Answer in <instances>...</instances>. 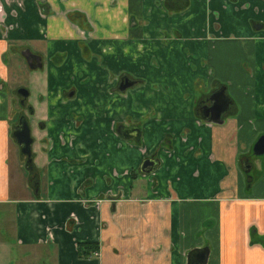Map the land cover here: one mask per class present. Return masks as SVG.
Masks as SVG:
<instances>
[{
    "label": "crops",
    "instance_id": "1",
    "mask_svg": "<svg viewBox=\"0 0 264 264\" xmlns=\"http://www.w3.org/2000/svg\"><path fill=\"white\" fill-rule=\"evenodd\" d=\"M162 1L0 0V264H264V0ZM10 44L50 58L34 190L9 137ZM220 84L232 104L211 124L197 102Z\"/></svg>",
    "mask_w": 264,
    "mask_h": 264
},
{
    "label": "flooded vegetation",
    "instance_id": "2",
    "mask_svg": "<svg viewBox=\"0 0 264 264\" xmlns=\"http://www.w3.org/2000/svg\"><path fill=\"white\" fill-rule=\"evenodd\" d=\"M163 3H166V0L162 1ZM44 7H46L44 4L40 3V8L44 12ZM165 8V7H164ZM168 11H176V10H170L169 8H165ZM5 10L4 5L0 2V15ZM70 19L73 23H75L77 26L81 28L82 34L84 36L87 35L86 32L91 30V27L87 21V17L79 12H74L70 14ZM11 54L13 55V58L10 60ZM50 59L48 56L44 57L41 54H38L37 52H34L29 46L26 44H10L7 54L4 56L5 64L10 68L9 71V77L7 79V88L10 91L11 97L13 98V115L10 123V129H9V137L11 139L12 146L14 150L17 151L19 159H20V165L21 170L23 173L27 176V182L28 186L34 190L35 188H38V186L41 183V177L43 174L41 173V168H37L36 163V147H38V144H43L42 140L40 138V135L43 130H45L46 127V119L43 115V106L47 103L49 100V88L47 87V90L45 91V80L41 81L37 77H39L38 72H42L43 74L47 66L49 64ZM53 59H58L56 56L53 57ZM15 70L14 81L11 82V70ZM33 70L37 72L32 76V80L35 83L43 84L44 90L41 92L38 96V103L37 105L34 104V102H30V98L32 96V91L28 89L27 85L22 82L19 79V72L26 70ZM16 82V85L14 83ZM145 83L143 80H137L128 76H122L119 79L118 89L120 92H126L132 87H135L137 85ZM226 85H217L213 91L209 93V95L205 99L198 100L197 102V111L201 118H203L204 121H207L209 123L213 124H223L224 119L223 116L229 111L230 105L232 104L230 98L228 97L226 93ZM217 112H221V117L219 121H213L212 118L216 117ZM33 117L37 118V121L34 120ZM26 120L29 132H30V138L32 139L31 144V154H32V162L31 164L28 163L27 156L23 155L21 153V146L18 143V140L16 137H14V132L17 130V127L22 125V121ZM124 134L132 135L133 138H136L137 140H140L141 138V130L135 126H132L129 129H123ZM264 138V136H261L258 138L256 144L258 141ZM253 148V154L256 157H261L263 155H258L255 152V146ZM158 166V162L153 158H148L143 161L139 168V174L141 175H154L156 172ZM247 166V162L246 165ZM156 180V179H155ZM157 183V182H156ZM102 201L101 199H97L93 202ZM97 204V203H96ZM75 219V218H74ZM96 243V242H95ZM79 244V243H78ZM98 244V249L95 250L90 257L86 258L88 260H96L99 259L101 256V249L100 244ZM203 251V250H202ZM206 250L203 252L197 251L194 253L188 254V264H205L207 261L206 256Z\"/></svg>",
    "mask_w": 264,
    "mask_h": 264
},
{
    "label": "rangeland",
    "instance_id": "3",
    "mask_svg": "<svg viewBox=\"0 0 264 264\" xmlns=\"http://www.w3.org/2000/svg\"><path fill=\"white\" fill-rule=\"evenodd\" d=\"M13 58V55L11 54L10 56V60ZM212 69L211 66H209L208 70ZM37 72L33 71V70H26V72H24L23 70L19 72V79L24 82L28 89H30L33 93L32 96L30 98V102H34L35 105H37L38 103V96L41 92H43L44 87L43 84H40V82L37 84L32 80V76H34V74H36ZM42 72H38V75H40ZM209 74V73H208ZM15 74V70H11V82L14 81V76ZM14 85H16V82L14 83ZM35 121H37L36 117H33ZM3 238H5L8 241H12V237L10 235H6V234H2ZM21 257L19 252H17L16 247L13 246V261H20Z\"/></svg>",
    "mask_w": 264,
    "mask_h": 264
},
{
    "label": "water",
    "instance_id": "4",
    "mask_svg": "<svg viewBox=\"0 0 264 264\" xmlns=\"http://www.w3.org/2000/svg\"><path fill=\"white\" fill-rule=\"evenodd\" d=\"M221 117V112H217L216 117L212 118L213 121H219ZM14 132V137L17 138L18 143L21 146V153L28 158V163L32 162L31 154V144L32 139L30 138V132L26 120L22 121V125L17 127V130ZM255 152L258 155L264 154V138H261L255 146Z\"/></svg>",
    "mask_w": 264,
    "mask_h": 264
},
{
    "label": "trees",
    "instance_id": "5",
    "mask_svg": "<svg viewBox=\"0 0 264 264\" xmlns=\"http://www.w3.org/2000/svg\"><path fill=\"white\" fill-rule=\"evenodd\" d=\"M176 2H181L177 3V6H174ZM166 5L170 10H181L186 7V4L182 0H166ZM98 249V244L92 243V242H86V243H79L78 244V250H79V255L81 258H88L91 256V254Z\"/></svg>",
    "mask_w": 264,
    "mask_h": 264
}]
</instances>
